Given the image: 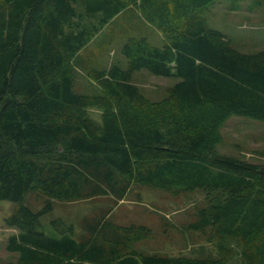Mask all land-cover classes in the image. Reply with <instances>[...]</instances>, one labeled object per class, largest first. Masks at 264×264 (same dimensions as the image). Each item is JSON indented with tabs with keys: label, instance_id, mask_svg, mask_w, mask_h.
Here are the masks:
<instances>
[{
	"label": "trees",
	"instance_id": "1",
	"mask_svg": "<svg viewBox=\"0 0 264 264\" xmlns=\"http://www.w3.org/2000/svg\"><path fill=\"white\" fill-rule=\"evenodd\" d=\"M218 1L0 0V201L19 204L6 219L18 232L4 264H264V166L222 155L216 146L232 116L264 122V50H235L206 12ZM137 9L163 37L121 46L126 68L89 69L100 93L74 91L78 53L125 10ZM177 78L151 102L133 72ZM99 112V120L91 115ZM178 197L196 190L188 228L216 257L145 253L153 237L142 224L110 219L131 186ZM44 198L32 211L28 194ZM96 203L78 228L42 222L55 203Z\"/></svg>",
	"mask_w": 264,
	"mask_h": 264
},
{
	"label": "rangeland",
	"instance_id": "2",
	"mask_svg": "<svg viewBox=\"0 0 264 264\" xmlns=\"http://www.w3.org/2000/svg\"><path fill=\"white\" fill-rule=\"evenodd\" d=\"M206 17L209 27L221 31L235 50L245 54L264 50V3L251 6L248 1L237 5L218 1L206 12ZM132 37H145L155 47H162L164 43L160 32L147 23L137 9L123 11L78 53L74 91L82 95L100 93L98 84L88 77L87 71L90 68L105 70L110 64L126 68L120 50L123 43ZM177 80L152 75L146 70L135 71L131 76V82L151 102L163 100L167 89L173 87ZM91 115L99 120V112L91 110ZM221 135L222 140L216 146L217 153L264 166V122L232 115L222 126ZM33 197V193L28 194L22 204L36 212L42 209L45 200ZM102 202L105 201L55 203L53 210L42 217V222L49 224L60 218L64 223L78 228L81 219L90 214L96 203ZM204 204V195L200 190L175 197L159 190L132 185L124 200L119 201L113 209L110 219L117 224L135 223L151 228L153 237L137 243L135 248L139 251L189 258L216 257L212 243L201 233L188 228L196 207ZM18 209V203L0 201V264L13 261L18 256V253L7 250L9 237L18 230L6 224V219Z\"/></svg>",
	"mask_w": 264,
	"mask_h": 264
}]
</instances>
